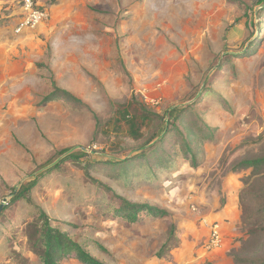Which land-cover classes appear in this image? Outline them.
Returning <instances> with one entry per match:
<instances>
[{"label":"rangeland","instance_id":"1","mask_svg":"<svg viewBox=\"0 0 264 264\" xmlns=\"http://www.w3.org/2000/svg\"><path fill=\"white\" fill-rule=\"evenodd\" d=\"M41 3L48 18L17 32L19 7L0 0V264H42L29 241L40 210L106 264H246L233 254L256 255L255 243L219 221L250 171L233 164L264 156V0ZM55 86L85 104L43 102ZM132 97L161 115L139 140L117 122ZM175 118L182 134H163ZM146 142L155 151L130 161ZM161 151L162 165L149 161ZM118 195L170 215L130 225L111 212Z\"/></svg>","mask_w":264,"mask_h":264},{"label":"trees","instance_id":"2","mask_svg":"<svg viewBox=\"0 0 264 264\" xmlns=\"http://www.w3.org/2000/svg\"><path fill=\"white\" fill-rule=\"evenodd\" d=\"M57 99L70 101L76 106L85 104L82 99L76 97L70 91L61 89L57 86H55V89L44 98L43 102ZM118 114L119 118L117 119V122L123 123L127 128L128 134L136 140L142 139L145 136L146 130L154 123V121L161 118L160 114L152 111L147 104L139 102L135 97H132L127 104L119 105ZM177 119L178 118H175L172 122L165 123L163 134L165 131L167 134L172 129H176L182 134L181 128L176 122ZM170 125L172 128H169ZM197 125L201 127L200 124L197 123ZM159 126L158 128H160ZM209 133L210 136H212V132L210 131ZM163 139L164 138L158 143L162 144L161 142H163ZM148 142L150 143V141ZM148 142L141 147L139 155L133 157L130 161H134L139 157L147 159L150 153L155 151L156 147L153 149L146 148ZM182 142L184 144V153H186L187 158H190L192 164L197 166V152L192 148V145L186 136L183 137ZM161 153H163V151L159 152L155 157H150L149 161L151 159L153 162L157 159V166L162 165L165 159ZM59 154H66L64 159L71 158L77 161H81V159H84V157L88 155L86 151H74L72 148L61 149ZM112 162L121 165L122 168H126V164L130 163L129 160L126 159L121 161L113 160ZM85 164V168L87 169L93 166L89 162H86ZM249 169V173L241 177L243 187L238 194L239 208L241 211L239 225L243 235L237 237V241L241 243L253 242L258 251L257 254L256 250L253 252V254L256 255H247L246 257L233 254V261L235 263L264 264V253H262L264 247L258 245V238L264 235V156L242 159L234 163L230 171L237 173ZM40 176L23 185L20 193L25 196V193L29 191L30 187L35 184ZM101 184H103L107 191L111 190L104 183ZM117 198L119 201L111 212L122 217V219L130 225L139 222L143 217H166L170 215L168 210L150 203L133 202L120 195H118ZM31 226L33 228L29 235V241L42 264H61L62 260L68 257L77 259L81 264H106L86 251L83 246L66 231L54 226L45 211H39L38 219L36 222L32 223ZM176 233L177 224L175 221H172L168 227L169 239H173L176 236Z\"/></svg>","mask_w":264,"mask_h":264},{"label":"built area","instance_id":"3","mask_svg":"<svg viewBox=\"0 0 264 264\" xmlns=\"http://www.w3.org/2000/svg\"><path fill=\"white\" fill-rule=\"evenodd\" d=\"M14 3L19 7L20 12L18 13L19 22L16 25V31H22L25 28L34 27L44 22L49 12L46 8V4L41 3V0H13ZM212 244L219 245L220 233L218 225L214 226L211 234Z\"/></svg>","mask_w":264,"mask_h":264},{"label":"crops","instance_id":"4","mask_svg":"<svg viewBox=\"0 0 264 264\" xmlns=\"http://www.w3.org/2000/svg\"><path fill=\"white\" fill-rule=\"evenodd\" d=\"M231 204H232V206H230V205L228 206V209H227L226 213H224L225 215L222 216V219L219 218L220 219L219 223H220L222 228H224V226H228L230 229H228L227 234L228 235L231 234V236H232L233 235L232 230H236V228H237L236 225H238V222L240 220V214H241V211L239 208L238 195L233 197V199L231 198Z\"/></svg>","mask_w":264,"mask_h":264},{"label":"clouds","instance_id":"5","mask_svg":"<svg viewBox=\"0 0 264 264\" xmlns=\"http://www.w3.org/2000/svg\"><path fill=\"white\" fill-rule=\"evenodd\" d=\"M85 39H86V40H91L92 37H91V36H87V37H85Z\"/></svg>","mask_w":264,"mask_h":264}]
</instances>
